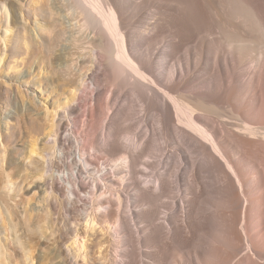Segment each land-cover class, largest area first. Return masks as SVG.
Listing matches in <instances>:
<instances>
[{"label":"bare ground","instance_id":"1","mask_svg":"<svg viewBox=\"0 0 264 264\" xmlns=\"http://www.w3.org/2000/svg\"><path fill=\"white\" fill-rule=\"evenodd\" d=\"M62 2L37 29L68 95L10 142L24 171L0 151V264L39 232L58 264H264V0Z\"/></svg>","mask_w":264,"mask_h":264},{"label":"rangeland","instance_id":"2","mask_svg":"<svg viewBox=\"0 0 264 264\" xmlns=\"http://www.w3.org/2000/svg\"><path fill=\"white\" fill-rule=\"evenodd\" d=\"M4 5L8 8L10 15H9V19L7 18L8 21L6 20V17H4V15H3V18H1L2 21L3 20L7 21V22L5 21L6 24L4 27H2L3 26L2 24H0V54L1 55L4 52L3 50H6L5 49L6 45L4 44L5 41L8 40L7 38H10L11 36L15 35V32L18 29V26L22 25L25 29V30L23 29L22 30L23 32L21 33L22 34L21 35L22 41L24 44V45H22L23 50L21 49L19 52L17 51L18 54L16 52H14V54L12 53L11 56L6 57V59L2 61V63H1L2 66L0 65L1 66L0 67V151L2 152V153L1 152L0 153L3 156L6 155V157H7L5 162L2 161L5 164L1 163V165L3 166V169L5 171H7L8 173H9V171H11V172L14 171V173L12 172V174H15V173H18L19 171L21 172V170H23L24 168L23 167L20 168L21 163L17 160V156L14 153L12 147H14L13 144H16L18 141H20V139L25 138V133H26V130L28 127V123L31 120V117L33 118L37 115L42 116L43 113L46 111L45 110L46 108L44 109L43 107H46V105L49 107L50 104H58V103L65 102V98L68 95V94H66V96L62 95L63 93L58 90V85H59L58 82L56 80H53V78H51L52 75H50V73H52V71L57 66V64H56L57 59L56 58L58 57V55H57L58 51H56L55 54H53V53L50 54V57H48L49 54L47 55V53L46 54L44 53L45 52L44 49L40 48L41 39H40V35H39L38 29H37L38 27H41V26L44 28L46 26L49 27L50 26V24L48 22L49 20L45 21L48 19V16H47L48 13L46 11L48 10V12H49V11L54 10L53 12L55 14H57L56 12L60 13L62 7H64V3L62 2V0H56L55 3H51L49 0H0V6H4ZM44 12H46V14ZM58 15H56V17L60 16V15L59 16ZM13 19H14V21H13ZM39 24H40V26H39ZM10 25L12 28L10 27ZM6 28L11 29V31L9 32L7 37L4 33H2V30L6 29ZM47 32L45 31V35H47ZM37 42H39V43H37ZM36 43H37V45H36ZM7 46L9 47V45H7ZM34 47L36 50L34 49ZM28 48L31 52L28 50ZM31 48H32V50H31ZM40 52L43 53V55ZM1 55H0V58H1ZM45 55H46V58L44 57ZM51 55H52V58H51ZM43 57H44V59H42ZM47 57H48V59H47ZM49 58L52 61L49 60ZM22 62L24 63V65ZM15 65L18 67V69L10 71L8 67L9 66H15ZM53 66L55 68H53ZM32 87H35L38 92H36V90L32 89ZM59 92L61 95H59ZM124 93L126 95L125 97L127 98V100L129 98H130V100H133V96H132V94L128 88L124 89ZM108 94L110 95V93H108ZM95 98H96V94L94 92L93 86L91 84L87 83L85 85V87H83L79 91L77 103L81 107L82 113H80L76 117L78 120L77 122H81L82 120H84V118H85L84 113H86V111H88L89 108L91 109V107L94 104L93 102H95ZM44 104H45V106H44ZM121 104H125V102H122ZM135 111L137 112V114L139 113V111H140L139 106L135 107ZM74 119L75 118H73L72 120L74 121ZM150 119H151V121H154L153 114H151ZM138 121L139 120H137L136 122H138ZM77 126L79 127V123H78V125L74 126L78 130ZM25 127H26V130H24ZM21 131L23 132V134H21L22 133ZM24 131H25V133H24ZM22 135H23V137H22ZM11 137H13V138H11ZM4 139H6V140H4ZM10 142H12L13 144ZM118 143L123 145V147H124V143H123L122 138L119 139ZM4 144H6V145H4ZM8 146H10V147H8ZM3 151H5L7 153H5ZM1 154H0V156H2ZM14 155L16 158H13ZM4 158H5V156L3 157V160H4ZM10 158H12V159H10ZM9 160H13V161H11L12 165L10 164ZM100 161L102 163H106L105 158H103V157L100 158ZM8 162H9L10 166L8 165ZM18 162L20 163L19 164L20 166L19 165L17 166ZM5 165L8 168V170L6 169ZM9 167L10 168L13 167V168L10 169ZM17 168L19 169L18 171H17ZM15 169H16V171H15ZM26 195H27L26 193L21 195V198L23 196V199L25 201L27 198L29 199V197ZM27 221L28 220H25L24 222L26 223ZM20 222L22 225L23 220H21ZM24 222H23V224H24ZM30 223H32V222H28L27 224H24L23 227H21V228H23V230L26 227H27V229H28V227H30L32 229L33 226H32V224L30 225ZM1 225H2V218L0 217V231H1L0 233H1V237L4 238V237H6V235H8V233H5L6 231L3 229V226H1ZM27 225H29V226H27ZM24 226H25V228H24ZM27 229H25V230H27ZM39 233L38 234L36 233L38 236L35 233H33L31 235L29 234L32 237V241H34L32 243L35 244L36 247H38L36 249V252L34 253L35 264H58L59 260L56 258L55 251H54V249H55L54 241L53 240L50 241L51 240L50 238L48 239V241L45 240L44 237L42 238L43 234L42 233L39 234ZM32 235H34V236H32ZM37 243L39 245H37ZM53 252H54V254H52ZM9 254H11V256L10 255L8 256V259H9L11 264L22 263V261H23L22 258L24 257L23 254H20L21 257H20V255H16L13 251H10ZM55 258H56V260H55ZM25 261H26V259L23 261V264H26L27 261L26 262Z\"/></svg>","mask_w":264,"mask_h":264}]
</instances>
